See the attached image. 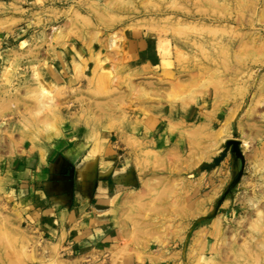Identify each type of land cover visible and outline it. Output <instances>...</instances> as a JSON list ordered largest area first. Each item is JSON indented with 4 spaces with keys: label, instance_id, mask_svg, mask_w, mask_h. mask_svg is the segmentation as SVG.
<instances>
[{
    "label": "rangeland",
    "instance_id": "1",
    "mask_svg": "<svg viewBox=\"0 0 264 264\" xmlns=\"http://www.w3.org/2000/svg\"><path fill=\"white\" fill-rule=\"evenodd\" d=\"M137 36L160 60L137 58ZM107 137L138 184L108 201L114 246L69 252L29 197L58 150L99 157ZM0 264H264V0L0 10Z\"/></svg>",
    "mask_w": 264,
    "mask_h": 264
},
{
    "label": "crops",
    "instance_id": "2",
    "mask_svg": "<svg viewBox=\"0 0 264 264\" xmlns=\"http://www.w3.org/2000/svg\"><path fill=\"white\" fill-rule=\"evenodd\" d=\"M13 2L16 0H0V10L8 9ZM129 47L149 65L160 60L153 38L131 37ZM109 140H104L105 146L101 141L100 148L105 147L106 151L99 157L92 154L83 176L78 165L92 146L73 143L56 152L46 172L39 174L33 185L28 202L29 222L43 238L60 242L69 252H83L91 247L107 250L121 234L107 215L108 201L115 194L136 187L138 176L129 165L114 164L117 153Z\"/></svg>",
    "mask_w": 264,
    "mask_h": 264
},
{
    "label": "bare ground",
    "instance_id": "3",
    "mask_svg": "<svg viewBox=\"0 0 264 264\" xmlns=\"http://www.w3.org/2000/svg\"><path fill=\"white\" fill-rule=\"evenodd\" d=\"M109 46L110 47H113V45H114V39L111 37L110 39H109ZM52 105V102L51 101H48V102H46V103H42V108H47V107H49V106H51ZM224 140H226V138L224 139ZM225 142V141H224ZM92 158L90 157V156H86V157H84L83 158V160L80 162V164H79V171L80 172H84V170H85V168H87L90 164H89V161L91 160ZM93 161V160H92ZM237 237V236H236ZM117 251V250H116ZM118 253V252H117ZM115 255V254H114ZM116 256V255H115ZM116 258V257H115ZM113 259V258H112Z\"/></svg>",
    "mask_w": 264,
    "mask_h": 264
},
{
    "label": "water",
    "instance_id": "4",
    "mask_svg": "<svg viewBox=\"0 0 264 264\" xmlns=\"http://www.w3.org/2000/svg\"><path fill=\"white\" fill-rule=\"evenodd\" d=\"M228 143H229V144H233L235 148H236V146H237V145H236L237 143L234 142V141H230V142H228Z\"/></svg>",
    "mask_w": 264,
    "mask_h": 264
}]
</instances>
